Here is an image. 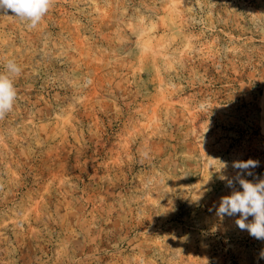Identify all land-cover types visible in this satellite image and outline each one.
Here are the masks:
<instances>
[{
    "label": "rangeland",
    "instance_id": "374dc122",
    "mask_svg": "<svg viewBox=\"0 0 264 264\" xmlns=\"http://www.w3.org/2000/svg\"><path fill=\"white\" fill-rule=\"evenodd\" d=\"M9 60L0 264H264L216 214L264 180V0H54L0 13Z\"/></svg>",
    "mask_w": 264,
    "mask_h": 264
},
{
    "label": "clouds",
    "instance_id": "9594fccd",
    "mask_svg": "<svg viewBox=\"0 0 264 264\" xmlns=\"http://www.w3.org/2000/svg\"><path fill=\"white\" fill-rule=\"evenodd\" d=\"M54 0H0V13L9 11L21 21L27 22L29 29H34L49 11ZM6 73H0V120L13 110L17 98L12 77L19 76L22 69L13 60L6 64ZM221 162L220 170L227 167L226 162ZM257 161H237L233 163L235 169L240 170L235 180L222 176L227 181V186L233 188L231 195L221 198L216 209L218 217L239 216L235 223L241 230H246L250 236L257 240H264V180L253 183L242 178L243 172L257 166ZM251 175V172H248ZM239 183L242 190L235 189V183ZM253 219L248 220L249 217ZM260 258L264 259V251L260 252Z\"/></svg>",
    "mask_w": 264,
    "mask_h": 264
}]
</instances>
